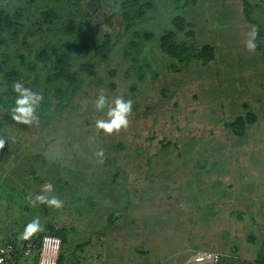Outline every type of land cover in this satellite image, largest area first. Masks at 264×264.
<instances>
[{
    "label": "rangeland",
    "instance_id": "1",
    "mask_svg": "<svg viewBox=\"0 0 264 264\" xmlns=\"http://www.w3.org/2000/svg\"><path fill=\"white\" fill-rule=\"evenodd\" d=\"M120 1L0 0V97L17 95V81L44 97L38 127L0 115L8 141L0 150V241L19 247L24 227L39 217L64 238L58 264H193L204 251L218 253L216 264H257L264 56L248 53L244 41L255 27L264 49V0H138L139 20L123 19ZM175 16L183 31L170 25ZM3 19L19 28L12 32ZM167 30L176 42L211 46L213 57L183 64L166 56L157 38ZM49 47L68 55V78H48ZM101 89L132 101L126 131H96L95 120L106 118L94 107ZM245 112L254 120L235 135L229 123ZM49 182L64 201L60 210L29 202ZM110 214L118 215L111 225Z\"/></svg>",
    "mask_w": 264,
    "mask_h": 264
},
{
    "label": "trees",
    "instance_id": "2",
    "mask_svg": "<svg viewBox=\"0 0 264 264\" xmlns=\"http://www.w3.org/2000/svg\"><path fill=\"white\" fill-rule=\"evenodd\" d=\"M193 0H181V5H186L188 2H192ZM138 3V0H121L120 1V7H121V16L123 19L127 20L129 19V14H132L131 18H137L138 20L141 19L142 14L140 11V8L136 7ZM244 7V14L247 19L248 18V10L243 4ZM48 14V17L50 18V13ZM14 19H17L19 17V10H15L13 13ZM130 20V19H129ZM3 25L10 29L12 32L16 31L19 28V24L15 20H6L3 19ZM170 25L175 28L177 31H183L185 24L180 16H175L171 19ZM192 34V33H191ZM144 38H149L150 35H146L144 33L142 35ZM157 47L160 52L165 54L166 56L170 58L176 59L179 63L187 64L192 59L198 60L202 63H206L207 61L211 60L213 57L212 48L209 45H202L200 47H194L191 44H186L185 42L175 41V35L172 31H164L158 38H157ZM67 48V47H66ZM50 55L52 56V64H53V71L48 75V78L51 81H57L62 78L66 79L68 78L67 71L69 68V57L65 53V51H59L55 47H49ZM97 50L99 55L102 59L106 58L107 52H108V46L105 43H102L97 46ZM257 50L264 56V49L257 46ZM39 58L46 59L47 55L44 51H40L38 53ZM14 78V73L8 72L5 74V79L11 80ZM73 85L72 90H74V87L76 86V79H73ZM16 98V95L8 96L7 98L3 99L0 97V115L4 118H7L10 116L9 110L14 106V100ZM253 121V115L249 112H245L242 116H236L230 123L229 127L231 128V132L235 135H241L245 129V127L250 124ZM165 146L164 144L162 145ZM117 214H110L108 216V223L112 224L115 222L117 218ZM53 235L57 236L63 241L64 238L62 235L59 234V232L54 227H48L45 228L42 233L39 235ZM13 242L11 239H5L0 241L2 242ZM33 241H36L34 239ZM59 257V254H58ZM18 258H14V262H17ZM58 258H57V264H58ZM255 263L257 264H264V239L261 244V248L259 250V255L257 256Z\"/></svg>",
    "mask_w": 264,
    "mask_h": 264
},
{
    "label": "clouds",
    "instance_id": "3",
    "mask_svg": "<svg viewBox=\"0 0 264 264\" xmlns=\"http://www.w3.org/2000/svg\"><path fill=\"white\" fill-rule=\"evenodd\" d=\"M258 29L253 27L246 33L244 41L245 50L250 54H255L257 50ZM13 91L17 94L14 100V106L9 110L12 121L16 124L27 125L30 127H38L40 124L38 109L44 99L43 94L33 91L29 87H25L22 82L17 81L12 86ZM94 107L98 112H104L106 118L95 120V129L97 132L111 136L126 131L130 126V117L132 115V101L126 100L123 95L109 97L101 89L99 95L95 99ZM13 141L15 138H12ZM7 139L0 135V150L5 148ZM98 163H103L105 152L103 148H97L94 153ZM30 204L35 207L37 204H44L50 208L60 210L64 207V201L60 199L54 190L52 183L43 185V193L36 195L34 198L29 197ZM44 227L39 217L33 218L23 229L21 239L29 240L38 233L42 232ZM202 259V258H201ZM2 264V261H0Z\"/></svg>",
    "mask_w": 264,
    "mask_h": 264
},
{
    "label": "built area",
    "instance_id": "4",
    "mask_svg": "<svg viewBox=\"0 0 264 264\" xmlns=\"http://www.w3.org/2000/svg\"><path fill=\"white\" fill-rule=\"evenodd\" d=\"M59 249L60 239L53 235H41L36 241H23L19 247L14 242H2L0 243V261L2 264H13L14 258L18 256L17 262L33 257L34 264H57ZM218 259V253L204 251L196 253L192 258V263L216 264ZM169 263L176 264L174 261Z\"/></svg>",
    "mask_w": 264,
    "mask_h": 264
},
{
    "label": "crops",
    "instance_id": "5",
    "mask_svg": "<svg viewBox=\"0 0 264 264\" xmlns=\"http://www.w3.org/2000/svg\"><path fill=\"white\" fill-rule=\"evenodd\" d=\"M253 115V114H252ZM253 120H254V115H253ZM252 123V122H251ZM250 123V124H251ZM249 125V124H248ZM110 224V223H109ZM113 224V223H112ZM111 225V224H110ZM140 247H142V246H140ZM142 250H139L140 252L142 251V252H145L146 251V249L145 250H143V248H141ZM32 264H34L33 262H32Z\"/></svg>",
    "mask_w": 264,
    "mask_h": 264
}]
</instances>
